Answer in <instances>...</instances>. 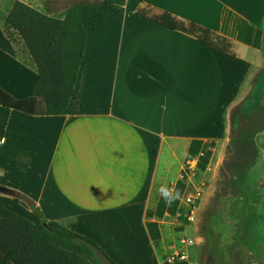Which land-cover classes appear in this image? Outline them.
I'll return each instance as SVG.
<instances>
[{"label": "crops", "instance_id": "0c3cea01", "mask_svg": "<svg viewBox=\"0 0 264 264\" xmlns=\"http://www.w3.org/2000/svg\"><path fill=\"white\" fill-rule=\"evenodd\" d=\"M15 2L45 13L44 0H0V29ZM78 11L87 39L67 110L34 117L0 106V186L44 221L93 240L116 264H160L169 246L151 242L146 214L178 182L191 141L222 145L207 176L221 170L229 146L253 152L255 134L231 138L242 107L231 124L227 113L259 84L264 0H113ZM139 11L208 29L228 39L233 54ZM37 77L19 39L14 56L0 50V89L9 97L29 98ZM9 198L0 203L34 209ZM0 264L11 263L0 254Z\"/></svg>", "mask_w": 264, "mask_h": 264}, {"label": "trees", "instance_id": "16d2710c", "mask_svg": "<svg viewBox=\"0 0 264 264\" xmlns=\"http://www.w3.org/2000/svg\"><path fill=\"white\" fill-rule=\"evenodd\" d=\"M112 2L44 0L45 13L15 2L4 19V28L0 29V50L14 56L16 39H19L38 77L30 97L25 100H14L0 89V106L34 117L63 114L69 105L87 39L78 9L108 7ZM137 15L165 29L192 37L216 51L233 54L231 42L208 29L193 23L185 24L165 12L152 18L143 11ZM214 148V141L193 140L185 162L197 160L196 172L203 173L210 164ZM256 153V149L250 153L249 164ZM246 170L247 166L233 171V181L243 183ZM184 190L182 181H178L173 189L161 190L155 209L147 211V230L153 244L161 240L159 221L182 212ZM14 200L34 208L24 197L18 196ZM0 254L11 264H116L93 240L78 235L68 226L55 221L34 224L1 205Z\"/></svg>", "mask_w": 264, "mask_h": 264}, {"label": "rangeland", "instance_id": "374dc122", "mask_svg": "<svg viewBox=\"0 0 264 264\" xmlns=\"http://www.w3.org/2000/svg\"><path fill=\"white\" fill-rule=\"evenodd\" d=\"M255 79H259V84L253 95L245 93L227 113L231 124L233 114L242 107L239 121L243 125L233 131L232 136L247 137L255 133L254 149L257 153L253 162L248 163L251 150L244 145L231 147L230 154L226 152L218 176L191 171L189 165L193 161L185 162L178 180L185 185L181 198L182 212L159 221L161 239L165 246H169L163 250L160 264H168L166 259L177 247L181 234L194 242L187 249L191 264H207L210 256L214 264H240L241 255L261 256L264 252V68L255 71ZM252 84L253 80L249 82ZM221 150L219 143L214 159L218 158ZM184 152L183 148H178L179 159L183 158ZM245 166L247 177L244 182L233 181L232 172ZM197 190L200 198L193 208H189L185 199L195 195ZM0 199L10 198L0 194ZM0 205L30 222H44L33 210L26 214L16 204ZM254 260L257 258H251V264H256Z\"/></svg>", "mask_w": 264, "mask_h": 264}, {"label": "built area", "instance_id": "2783aa9c", "mask_svg": "<svg viewBox=\"0 0 264 264\" xmlns=\"http://www.w3.org/2000/svg\"><path fill=\"white\" fill-rule=\"evenodd\" d=\"M200 198L199 190L195 191V195H189L185 202L189 208H193L196 201ZM194 244L192 239L186 238L184 235H180L178 239V245L175 247L172 254L166 259L168 264L186 263L191 264L190 258L187 254V249Z\"/></svg>", "mask_w": 264, "mask_h": 264}, {"label": "flooded vegetation", "instance_id": "af4514ba", "mask_svg": "<svg viewBox=\"0 0 264 264\" xmlns=\"http://www.w3.org/2000/svg\"><path fill=\"white\" fill-rule=\"evenodd\" d=\"M251 255H241L240 264H251V258H257V260H254L256 264H264V252L261 254V256H256L254 254ZM207 264H214L211 256L208 258Z\"/></svg>", "mask_w": 264, "mask_h": 264}, {"label": "water", "instance_id": "95a60500", "mask_svg": "<svg viewBox=\"0 0 264 264\" xmlns=\"http://www.w3.org/2000/svg\"><path fill=\"white\" fill-rule=\"evenodd\" d=\"M0 194L2 195H6V196H9V197H17L16 193L11 190V189H8L6 187H3V186H0ZM33 213L39 217L41 220L43 219V215L41 214L40 210L38 208H34L33 209ZM43 225L45 226L46 223H43Z\"/></svg>", "mask_w": 264, "mask_h": 264}]
</instances>
